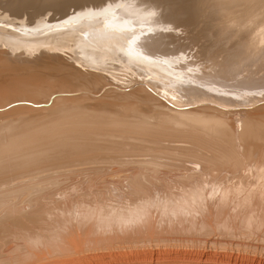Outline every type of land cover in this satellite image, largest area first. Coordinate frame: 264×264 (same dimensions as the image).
<instances>
[{
  "label": "bare ground",
  "instance_id": "bare-ground-1",
  "mask_svg": "<svg viewBox=\"0 0 264 264\" xmlns=\"http://www.w3.org/2000/svg\"><path fill=\"white\" fill-rule=\"evenodd\" d=\"M80 1L0 0V264H264V0H195L190 74L181 0Z\"/></svg>",
  "mask_w": 264,
  "mask_h": 264
},
{
  "label": "rangeland",
  "instance_id": "rangeland-1",
  "mask_svg": "<svg viewBox=\"0 0 264 264\" xmlns=\"http://www.w3.org/2000/svg\"><path fill=\"white\" fill-rule=\"evenodd\" d=\"M86 1V0H85ZM85 1H83V2H79V3H77V4H79V5H81L80 3H82V5L81 6H83V7H79V5L77 6L76 5V3L73 5V4H71V5H73V6H70L71 8H73L74 7V9L72 10L71 8H70V12L71 13H73V12H75L76 10H79V8H80V10L82 11L83 9L85 10V8L86 9H88V7H89V9L91 8V6H88V4H92L94 1H92V2H86L87 3V5H86V3H84ZM100 1V2H99ZM113 1V0H112ZM111 1V2H112ZM118 1H120V0H117V1H114V2H118ZM125 0H122V1H120V4H119V6L118 7H123L126 3L124 2ZM126 1H129V0H126ZM145 1H147V0H145ZM151 1H153V0H148V2H151ZM155 1V0H154ZM182 2H183V6H182V8H178V9H173L172 10V12L173 13H175L176 14V16H174L173 18H172V20H171V23H170V25H168V27H167V29H166V31H167V33H170L171 31H174V32H178V33H183V34H186L187 36H193L194 38H195V36L196 35H199V34H202V33H205V34H202V36H204V38L203 39H201L200 37H199V39H198V41L196 40L197 39V37H196V39H194L193 40V44H192V46L190 47V48H192V51H191V54H193L192 55V58L193 59H191V57H189L188 58V61L190 62H192L193 64H191V62L189 63L188 61V65L189 66H191L192 68L190 69V68H188L187 69V73H191L192 71L191 70H194L195 69V72L198 70V71H200L201 69H200V67H198L199 66V64H198V59L196 58V56H197V54L198 53H196V52H198V50L200 49L199 48V45H201L202 43H203V41H205L206 40V37H205V35H207L206 33H207V27H206V25L203 23V21H205V20H202V19H204L205 18V15H204V13L203 14H201V11L200 10H202V8H198L195 4H197L196 2H199L200 0H196V2H195V0H193V2H194V4H193V6L191 5V0H181ZM96 2L98 3V4H100V5H96V3L95 4H92V6L93 7H101V4H103V5H105V4H107L108 2H110V0L107 2V0L106 1H101V0H96ZM102 2H104V3H102ZM122 2V3H121ZM200 3V2H199ZM199 3L197 4V5H199ZM86 7H85V6ZM102 5V6H103ZM88 6V7H87ZM194 6H196V8L194 7ZM2 7V6H1ZM76 7H77V9H76ZM85 7V8H84ZM193 7H194V9H193ZM1 9H3V8H1ZM195 9H196V11H198L199 13H200V15H197V13L196 14H194L196 11H195ZM56 11V9H52V12H51V9H48V11H50V13L49 12H47V9H46V11L45 10H43L42 12H44L43 14H41L42 12H40V13H38V14H41L40 16H42V15H44L45 16V18H47V16H48V13H49V15L52 17V16H56V14L58 13V9H57V11H56V14H55V11ZM192 11H194L193 12V14H192ZM51 13H53L52 15H51ZM198 13V14H199ZM37 14V17L39 16ZM55 14V15H54ZM58 15V14H57ZM195 15V16H194ZM202 15H203V17H202ZM39 16V17H40ZM44 16H42V17H40V19H43L44 18ZM198 16H199V19H198ZM200 16L202 17V19H201V21H200ZM259 17H262V16H259ZM50 18V17H49ZM39 19V18H38ZM261 19V18H260ZM264 19V18H263ZM263 19H261V20H263ZM200 23H202L201 25H200ZM178 25V28L177 27H175V26H177ZM205 25V28H206V30L203 28V26ZM0 26H3L4 27V24L2 25V24H0ZM200 26H201V28H200ZM203 30H205V31H203ZM202 32V33H201ZM201 36V35H200ZM203 40V41H202ZM202 41V42H201ZM196 48H197V50H196ZM62 55H63V53H62ZM194 55H196V56H194ZM64 56H67V57H69V54H65L64 53ZM199 56V55H198ZM197 56V57H198ZM190 59V60H189ZM194 59H196V60H194ZM194 61V62H193ZM195 65V66H194ZM198 65V66H197ZM193 66H194V68H193ZM197 69H196V68ZM197 71V72H198ZM29 71H27V72H25L22 76H24V75H26V73H28ZM33 71H30L29 73L31 74V75H33V74H38V72H36V71H34L33 73H32ZM27 74V75H30V74ZM189 73V74H190ZM1 74H3V73H1ZM4 75V77H6L8 74L7 73H5V74H3ZM253 77H256V78H254V83H252L251 82V85H250V87L251 88H253V92H251L250 93V91H243V90H240V91H242V93L243 94H241V95H243V96H240L239 95V101H241L242 99H244V97L246 98V96H248V94H251V95H256V96H260L261 97V95H263L264 94V71H262V72H259V74L258 75H254ZM245 81H249L248 79H246ZM244 87V86H243ZM129 88V87H128ZM128 88H126L127 90H129ZM240 88H242V87H240ZM71 90H69V92H70ZM80 92H78V93H76V92H74L73 94L75 95V96H77V95H80V94H82L83 93V91L82 90H79ZM82 91V92H81ZM84 92H85V90H84ZM233 92V91H232ZM105 92L104 91H102V93H100V94H96V96L97 97H101L103 94H104ZM245 93V94H244ZM246 93H247V95H246ZM66 94V93H65ZM71 96L73 95V94H71V93H69ZM68 93H67V96L69 97L70 95H69ZM77 94V95H76ZM102 94V95H101ZM73 95V96H74ZM84 95H85V93H83L82 94V96L84 97ZM90 95H92L91 93H90ZM99 95V96H98ZM246 95V96H245ZM27 96H34L33 95V93L32 94H28ZM27 96H25L26 98H28ZM83 97L82 98H79L80 100L79 101H81V102H84L85 100V98L83 99ZM242 97V98H241ZM37 98H39L37 95L36 96H34V97H32L31 99H33V100H36V101H38V100H43V101H45L42 97H40L38 100H37ZM248 98V97H247ZM241 99V100H240ZM243 101H245V99L243 100ZM86 102H88L89 103V101H85V103ZM84 103V104H85ZM86 105H88V104H86ZM8 113V112H7ZM263 234V232H258V235L260 234V235H262ZM263 237H264V235H263ZM259 237L257 236H253V238H247V242H248V245L249 246H253V247H261V246H263L264 245V241H260L259 239H258ZM235 240H239L238 238L237 239H235ZM234 240V241H235ZM244 241H245V239H244ZM247 242H246V244H247ZM256 244H254V243ZM259 242V243H258ZM262 244V245H261ZM252 249V248H251Z\"/></svg>",
  "mask_w": 264,
  "mask_h": 264
}]
</instances>
